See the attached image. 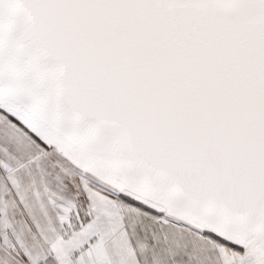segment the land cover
<instances>
[{"label": "snow or ice", "instance_id": "obj_1", "mask_svg": "<svg viewBox=\"0 0 264 264\" xmlns=\"http://www.w3.org/2000/svg\"><path fill=\"white\" fill-rule=\"evenodd\" d=\"M0 264H264V0H0Z\"/></svg>", "mask_w": 264, "mask_h": 264}]
</instances>
